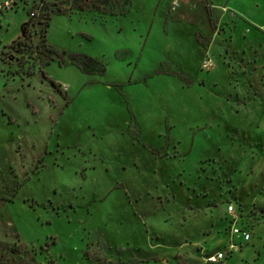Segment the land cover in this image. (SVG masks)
<instances>
[{"label":"rangeland","instance_id":"obj_1","mask_svg":"<svg viewBox=\"0 0 264 264\" xmlns=\"http://www.w3.org/2000/svg\"><path fill=\"white\" fill-rule=\"evenodd\" d=\"M11 1L0 264H264V0Z\"/></svg>","mask_w":264,"mask_h":264},{"label":"built area","instance_id":"obj_2","mask_svg":"<svg viewBox=\"0 0 264 264\" xmlns=\"http://www.w3.org/2000/svg\"><path fill=\"white\" fill-rule=\"evenodd\" d=\"M42 2V1H41ZM38 4V8L42 3ZM14 1L11 0H1L0 1V15L3 10L9 9L14 5ZM37 11H31L29 13L30 17L35 16ZM261 30L264 32V24L261 25ZM206 63H204V66ZM225 213L230 219V226L228 229L229 236L227 237V246L223 250H217L205 257V262L209 264H226L225 259L232 251L238 249L241 244H238L236 238H239L243 241L250 240V232L247 222L238 224L239 220L245 215L241 210H237L232 201H227L225 206ZM247 219H245L246 221Z\"/></svg>","mask_w":264,"mask_h":264},{"label":"trees","instance_id":"obj_3","mask_svg":"<svg viewBox=\"0 0 264 264\" xmlns=\"http://www.w3.org/2000/svg\"><path fill=\"white\" fill-rule=\"evenodd\" d=\"M86 1H89V0H86ZM98 1L105 2L104 0H98ZM47 19H48V17L46 15V19L44 21V26L41 28V39L39 40V42H37V45L39 48H41L42 50H44L46 52H54V48L51 47L50 45L46 44V42H45V30H46V27L48 25ZM71 59H72V55H71Z\"/></svg>","mask_w":264,"mask_h":264},{"label":"crops","instance_id":"obj_4","mask_svg":"<svg viewBox=\"0 0 264 264\" xmlns=\"http://www.w3.org/2000/svg\"><path fill=\"white\" fill-rule=\"evenodd\" d=\"M169 1V0H168ZM129 4H132L131 3V1L129 0ZM127 10V9H126ZM152 22L150 21V23H149V29H148V32H147V35H149L150 34V31L152 30V27L150 26V24H151Z\"/></svg>","mask_w":264,"mask_h":264}]
</instances>
